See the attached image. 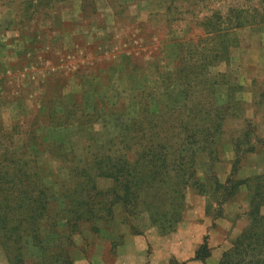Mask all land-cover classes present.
<instances>
[{"label":"trees","instance_id":"16d2710c","mask_svg":"<svg viewBox=\"0 0 264 264\" xmlns=\"http://www.w3.org/2000/svg\"><path fill=\"white\" fill-rule=\"evenodd\" d=\"M137 1L108 0V4L119 18ZM208 1L166 0L167 11L174 8V21L180 19V8L187 7L184 11L191 14L192 21L205 34L204 38L179 47L181 55L172 70L158 74L165 89L177 84L181 88L182 97L173 105L157 106L153 103L157 97L155 88L137 82L133 95L137 114L120 132L108 134L104 120L108 114L120 119L126 98L123 91L97 92L105 85L95 81L102 70H96L94 66L100 64L95 62L70 74L79 90L65 92L68 83L64 76L48 80L43 106L34 115H40L44 109V119H21L9 131L0 122V254L5 259L2 264H75L74 251L94 243L101 230L116 236L109 239L111 251L115 252L124 238L123 233L114 229L116 204H120L122 211L119 228L127 224L135 229L133 217L146 212L158 232L167 235L182 222L190 193L215 201L216 219L222 215L223 205L235 201L243 186L249 191L248 223L232 247L223 253L219 264H264V171L240 176L243 160L264 149V135H259L256 124L245 116L240 100L233 98L239 86L230 82L227 74L211 72L212 68L230 62L231 49L239 44L238 30L264 25V3L250 7L230 5L226 10L201 9ZM72 2L0 0V6L13 11L10 28L23 32L27 22L54 20L55 14ZM79 4V21L75 25L94 19L98 11L95 0H79ZM60 24L61 21L53 31L65 36V28L60 29ZM126 60L127 64L125 60L121 63L129 69L130 58ZM84 80H90L89 91L83 88ZM223 86L226 90L221 93ZM146 90L153 102L143 100ZM235 120H241V124L229 127ZM98 122H102L104 136L114 138V144L109 146L105 140L91 138L83 158L78 159L70 145L76 141L75 132L90 130L91 124ZM48 127L55 134H48ZM64 134L68 136L61 138ZM226 145L230 146L233 158L222 181L215 166ZM51 162L59 165L53 167ZM99 177L111 179V186L98 187ZM210 207L211 204L207 209ZM86 231L89 238L85 237ZM47 239L51 242L48 256L44 252ZM210 255L205 235L192 259L205 261ZM172 264L185 262L174 259Z\"/></svg>","mask_w":264,"mask_h":264},{"label":"rangeland","instance_id":"374dc122","mask_svg":"<svg viewBox=\"0 0 264 264\" xmlns=\"http://www.w3.org/2000/svg\"><path fill=\"white\" fill-rule=\"evenodd\" d=\"M95 2L98 11L92 20H84L75 25L79 21L77 16L80 4L79 0H73L70 7L55 14L54 20L27 22L23 32L17 28H10L13 11L7 6H0L2 98L0 122L6 131H9L16 121L35 117L34 115L38 113L37 108L40 105L43 106V96L48 90L47 82L48 80L50 82V78L64 76L68 83L65 92L79 90V84L74 83V76L69 78L70 74L76 70L78 73L79 70H84L95 62L100 64V66H94L96 70L102 68L98 73L100 77L97 76L95 81H101L105 85L97 92L104 94L108 91L109 94H115L123 91L122 96L126 98L125 110L120 119L114 114H108L104 120L105 123L107 121V131L110 135L120 132L123 126H127L130 119L137 114L136 95L133 96L136 93L137 82L147 88L148 86L155 88L157 97L154 102L147 90L143 100L146 102L152 100L157 106L173 105L182 97L178 84L165 89L162 87L158 74L172 70L174 61L181 55L179 47H184L185 42H196L205 37L204 30L195 25L190 13L184 11L187 7L180 8L182 12L177 14L180 19L174 21V8L168 12L166 0H138L124 10L118 18L114 16L108 0H95ZM208 3L200 8L226 10L230 5L236 4L250 7L264 3V0H209ZM59 21H61L59 28H65V36L58 30L53 31L55 26L59 25ZM53 23L56 25L50 27ZM237 38L239 44L231 49L230 62L212 68L211 72L225 73L229 76L230 82L239 86L235 89L233 98L240 100L245 116L251 118L256 124L257 133L264 135V25L242 28L237 31ZM90 46L93 48H89ZM127 57L130 58L129 69L124 66L125 63L123 65L121 63L125 60L127 64ZM89 82L90 80H84L83 88L87 91L90 90ZM117 85L118 89L115 88ZM225 90L226 86H223L219 92L224 93ZM40 113L35 119H44L46 116L44 109ZM239 123L241 124V120L232 121L229 127L233 128ZM91 125L90 130L75 132L76 141L73 144L70 143L72 147L74 146L78 159L83 158L84 150L91 138L105 140L109 146L114 144V138L104 136L102 122ZM47 130L48 134H55L50 133L52 130L49 127ZM67 136L68 134H64L61 138ZM221 158L215 170L220 180L224 181L230 171V162L233 158L229 145L223 149ZM204 161L207 162V160ZM51 163L53 167L59 165L55 162ZM263 171L264 149H260L243 160L240 176L247 177ZM48 181L50 182L49 179ZM96 182L100 188H109L112 184V180L105 177H99ZM248 193V188L243 186L235 201L223 205L222 215L216 219L213 218L218 208L215 201L208 196L190 193L187 196V207L178 229L185 223H195L208 226V231L222 230L221 238L217 237V241L211 240L208 236L211 257L212 244L219 243L216 247L222 249L219 264L223 253L232 247L234 240L248 223L246 216L249 209ZM209 204L211 207L207 209ZM114 212H116L114 229L119 230L124 236L127 233L131 236L138 235L133 233L137 230L141 232V235L157 236L162 240L169 237V234L161 235L158 232L146 212L133 217L132 224L135 229H131L127 224L119 228V222L123 221L120 204L115 205ZM262 212L264 213V207ZM89 236L86 231L85 237L89 238ZM99 236L94 243H87V246L81 250L74 251L75 264H107L109 262L112 264L118 260V255L114 259L113 256H103L106 247H112L109 239H115L116 236L108 235L105 230H101ZM78 243L82 244L79 237ZM201 243H198L197 248ZM50 246L51 242L47 239L44 244L46 256L49 254ZM152 249L149 245V251ZM4 262L5 259L0 254V263Z\"/></svg>","mask_w":264,"mask_h":264},{"label":"crops","instance_id":"0c3cea01","mask_svg":"<svg viewBox=\"0 0 264 264\" xmlns=\"http://www.w3.org/2000/svg\"><path fill=\"white\" fill-rule=\"evenodd\" d=\"M220 232L222 230L208 231V226L204 224L185 223L180 229L170 233L169 237L166 236L168 239L164 240L147 234L131 236L127 233L124 236V242L118 246L116 252H112L111 246H107L103 256H113L114 259L118 255V260L112 264H172L171 260L173 261L174 257L178 262H185V264H218L222 253V249L216 247L219 243L211 245L212 257L210 255L205 261L193 260L192 257L198 243L203 241L205 235L217 241V237L221 238ZM149 245L153 248L151 251H149Z\"/></svg>","mask_w":264,"mask_h":264}]
</instances>
